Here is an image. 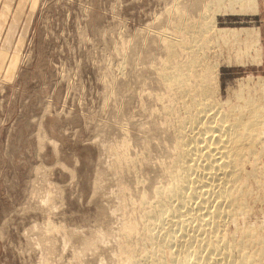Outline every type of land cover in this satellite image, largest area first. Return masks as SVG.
<instances>
[{"label":"rangeland","instance_id":"rangeland-1","mask_svg":"<svg viewBox=\"0 0 264 264\" xmlns=\"http://www.w3.org/2000/svg\"><path fill=\"white\" fill-rule=\"evenodd\" d=\"M211 2L0 0V264H123L118 244L140 255L149 247L137 239L142 214L151 187L170 183L171 128L184 116L157 82L167 61L161 38L184 37L174 28L181 15L212 16L216 29H258V40L246 44L213 37L206 52L218 67L216 99L233 100L232 91L260 82L264 101V0L257 13ZM261 125L244 165L255 169L250 211L237 225L256 224L263 234L264 186H255L264 184ZM132 225L136 231L121 237Z\"/></svg>","mask_w":264,"mask_h":264},{"label":"bare ground","instance_id":"bare-ground-1","mask_svg":"<svg viewBox=\"0 0 264 264\" xmlns=\"http://www.w3.org/2000/svg\"><path fill=\"white\" fill-rule=\"evenodd\" d=\"M223 1L212 0L211 3L219 8ZM227 1L239 3L241 10L258 12V0ZM206 19L201 17L191 21L190 17L181 15L175 22L177 28H174L183 30L179 33L186 37L176 39L171 35L161 38L167 61L163 60L160 68L158 64L157 82L165 85L166 92L177 101L184 116L175 117L174 128H171L174 140L170 144L173 145V156L170 157L173 161L168 170L170 183L167 181L169 184L166 186L155 184L151 187L153 199L147 202L150 208L142 214L140 236H136L148 241L149 247L140 255L136 247L118 244V247L123 245V253L126 254L123 264H139L143 259L151 264H264V231L263 234L258 233L256 224L237 225L238 218L250 211L246 210L247 199L254 189L250 181L254 179L255 169L245 171L244 165L249 160L248 156L253 154L264 123V101L261 94H257L263 88L262 83L256 84L254 90V87L247 86L246 92H242L240 87L232 91L233 100L230 97L219 101L214 94L216 86L211 87L218 67L214 61L208 60L206 52L213 37L225 45L230 42L246 44L248 39L257 41L259 31L246 27L239 30L231 27L216 29L213 17ZM180 34L176 36L180 37ZM255 51L254 56L259 59V47ZM174 108L165 106V112L167 109L173 115ZM256 184L264 186L263 183ZM258 187L256 191L261 190ZM230 222L235 227L228 232L226 226ZM129 227L121 233L124 239L135 229L134 226ZM94 236L97 240L102 238V234ZM89 240L94 241L93 238ZM93 241L86 242L92 246L96 244Z\"/></svg>","mask_w":264,"mask_h":264}]
</instances>
